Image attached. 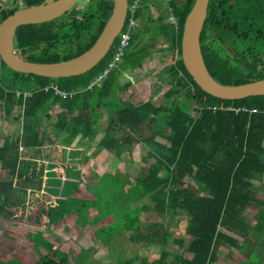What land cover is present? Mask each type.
I'll list each match as a JSON object with an SVG mask.
<instances>
[{
    "label": "trees",
    "instance_id": "1",
    "mask_svg": "<svg viewBox=\"0 0 264 264\" xmlns=\"http://www.w3.org/2000/svg\"><path fill=\"white\" fill-rule=\"evenodd\" d=\"M44 1L2 0L0 22ZM194 1L139 0L134 26L128 27L127 13L121 30L130 34L129 47L101 82L96 79L114 61L121 34L93 69L76 77L17 73L0 59V121L16 124L1 138L0 171L8 180L0 182V215L25 214L29 195L47 191L55 178V194H43L48 196L45 203L55 198L53 206L48 204L50 221L61 223L68 208L81 220V207L88 202L71 199L80 184H70L71 166H81L85 149L93 144L95 153L106 152L125 163L138 149L147 155L135 178L125 174L129 187H121L120 205L112 207L122 233L113 243L135 252L124 264H151L147 255L152 252L157 253L155 264H217L224 248L237 250L249 264L256 262L264 211L253 214L250 209L263 204L264 96L223 100L193 81L181 59V43ZM113 8L114 0H87L51 21L21 25L14 54L34 63L73 59L93 46ZM200 49L207 71L223 85L264 79V0H210ZM160 55H170L160 102H152L154 95L137 105L122 100L132 85L127 75L135 78L145 72L149 60ZM53 86L66 98L56 95ZM76 140L64 173H46L50 178L45 180L35 166L30 175L20 171L34 158L33 151L58 145L69 149ZM116 172L107 177L118 183ZM183 215L184 237L178 238L173 227ZM56 250L34 264H62L65 257ZM141 250L143 257L138 256Z\"/></svg>",
    "mask_w": 264,
    "mask_h": 264
},
{
    "label": "rangeland",
    "instance_id": "2",
    "mask_svg": "<svg viewBox=\"0 0 264 264\" xmlns=\"http://www.w3.org/2000/svg\"><path fill=\"white\" fill-rule=\"evenodd\" d=\"M1 1L2 0H0V3H2ZM86 3L87 0H79L76 4L78 9H80ZM153 14L155 15L154 12ZM257 47L260 48V45H257ZM169 63L170 55L166 58L160 55L158 58L150 59L145 66L146 71L137 75L135 78L128 74L127 76L132 81V85L121 96L122 100L128 101L132 105H137L147 101L149 97L154 95L155 98L153 97L154 100L152 99V102L159 103L161 93L167 87L164 78ZM11 124L16 125L14 122H8L6 124V122L0 121L1 138L6 134L9 128L12 129V127H14V125ZM47 148L48 147L44 150L37 151L41 153L29 160L26 164H23L20 171L23 174L30 175L31 173L28 172L32 169L28 166H35L37 169V166H40L44 161L45 163L56 161V157L60 153V150L55 147ZM146 155V152L143 153L135 149V152L131 155L132 161L130 163L124 162L123 164L121 162L118 164L115 162L111 164V159L113 160V158L103 153L97 155L96 160L85 167L84 170L79 165L71 166L69 174L72 179H74L73 182H70L71 185L85 183L82 179V172L84 174V179L88 180L86 183H92L90 192L87 187L86 189L84 187L85 191L81 189L82 194H73L74 197H80L83 201L93 198L90 202L87 201L88 203H83L81 207L82 211L80 212V216L83 218L81 220L76 215L75 217H65L60 225H54V222L50 221L51 215H48V207L50 205L48 204L53 206V204H55V198H51L52 201L49 200L45 203L48 196L43 194L48 192H52V195L55 194L59 184L55 178L48 182L49 186L47 185V191L43 188L41 192L37 191L33 195H29L30 208L26 210L25 214H23V211L19 212L20 215L25 216L19 217V219L24 218V220L18 219V222L12 221V223L5 220L8 221V223H1L0 225V264H34L40 260L43 255L54 249L62 250L64 255L60 250H56L60 252L61 256L65 257L62 264H124L135 252L131 249L127 252L124 243L121 245L119 244L120 246L113 243L115 238L117 239L122 236L120 235L122 233L121 229L116 227L117 222H115L114 218L117 217V215L114 212L112 213V207L116 203V206L120 205L118 193L121 189H124L121 187L124 185L126 186L125 189L129 187L125 174L129 175L131 179L135 178L138 175L141 159L145 158ZM115 170H117V172ZM114 171L116 172L118 183L117 179L112 180L107 177L109 174L114 173ZM55 172L57 174L59 173L58 175H60V173L62 174V172ZM39 173L42 174V170H40ZM44 174L45 173H43V175ZM0 175V179L2 180L3 174ZM44 177L45 180L47 177L50 178L49 175H44ZM59 181L61 184L63 183L61 179H59ZM45 184L46 182L44 181L43 187ZM34 186H36V183L32 184L31 188ZM61 196L65 197L63 191H60V197ZM259 199L263 201V204H257L253 209H250V212L253 214L257 211H264V187L261 190ZM97 202H99L100 205ZM185 224L186 217L184 215L180 216L173 227L175 237H184ZM120 248H124L123 250H125L121 251V255L119 252ZM258 248L261 254L259 257L256 255L255 258L258 259H256V262H253V264H264V235L260 240ZM227 251L229 250L223 252L226 253ZM144 255L145 253L142 250L140 254H138L139 257H143ZM54 256L56 257L57 254L54 253ZM147 256L151 264H155L157 253L152 252ZM219 261V264H243V262L238 259L234 258L233 260L232 257L225 260L224 254Z\"/></svg>",
    "mask_w": 264,
    "mask_h": 264
},
{
    "label": "water",
    "instance_id": "3",
    "mask_svg": "<svg viewBox=\"0 0 264 264\" xmlns=\"http://www.w3.org/2000/svg\"><path fill=\"white\" fill-rule=\"evenodd\" d=\"M79 0H45L11 13L0 22V59L12 71L26 75L60 79L83 75L93 69L111 50L124 26L128 0H114V8L93 46L81 55L57 63H34L14 54L19 26L51 21L72 9ZM210 0H195L184 24L181 59L196 85L205 93L223 100L264 96V79L238 86L216 81L207 71L200 49V33Z\"/></svg>",
    "mask_w": 264,
    "mask_h": 264
},
{
    "label": "crops",
    "instance_id": "4",
    "mask_svg": "<svg viewBox=\"0 0 264 264\" xmlns=\"http://www.w3.org/2000/svg\"><path fill=\"white\" fill-rule=\"evenodd\" d=\"M152 11V13L154 12L155 13V15H156V12H155V10L154 9H152L151 10ZM171 21H173V18L172 17H170L169 18ZM128 102V101H127ZM99 127V126H98ZM99 131V134L98 135H100L101 134V130H102V128H101V126L99 127V129H98ZM0 139H1V137H0ZM77 143H78V140H76L75 142H73V143H71L70 145H69V149H64V148H62V147H60V145H58V147L57 146H55V148L56 149H59L60 150V153L57 155V157H56V161H54V162H51V161H49V162H46L45 163V161L40 165V166H37L38 167V171H40V170H42V173H47V174H49V173H51V172H55V171H58V172H62V173H64V169L68 166V164L69 163H67V160H68V157H69V153L71 152V151H73V150H75L77 147H76V145H77ZM1 144V143H0ZM48 148L47 149H49L50 148V146H47ZM95 147H96V144H93V145H91L90 146V149H85V153H84V160H83V163H82V165H81V167L83 168V170H84V168L85 167H87L88 165H90L93 161H95L96 160V157H97V155H100V154H105L106 156H109V157H111V158H113V160L111 159V164H113V163H121V162H119L117 159H115V157H113L112 155H109V154H107L106 152H100V153H95ZM46 148V147H45ZM44 148V149H45ZM43 149V150H44ZM37 151H41V149H39V150H37ZM37 151H33V153L31 154V156L32 157H34L35 158V156H37L39 153H41V152H37ZM31 157V158H32ZM42 162V161H41ZM123 164H124V162H122ZM34 164V163H33ZM29 168H31L32 170H30L28 173H32L33 171H35V167L34 166H28ZM40 168V169H39ZM55 168V169H54ZM81 168V169H82ZM58 169V170H57ZM88 170V169H87ZM115 171H117V170H115ZM114 171V172H115ZM94 172V171H93ZM3 172H1L0 171V174H2ZM95 173V172H94ZM4 174V173H3ZM44 174V175H45ZM1 176V175H0ZM82 177H83V181H85V183H81V184H79L78 186H77V190L73 193V194H76V193H78V194H82L81 193V189H83V191H85L84 190V187H85V189H86V187L89 189V192H90V187L92 186L91 184L92 183H86L88 180H85L84 179V174H83V172H82ZM2 180L0 179V182H5V181H7L8 179H6L5 178V176L4 175H2ZM33 183H27V187H30V185H32ZM72 194V196H71V199H77V200H82L80 197H74V195ZM90 195L92 196V194L90 193ZM90 200H93V198L92 199H90ZM90 200L88 199H86V200H84V201H89L90 202ZM17 215V214H16ZM5 215H0V225H1V223L3 224V223H8V221H9V223H12V221H15V222H18V219H19V217H25V216H23V215H20V214H18L17 216H15V215H11V216H8V217H4ZM69 216H73V217H75L76 216V214L75 213H72L71 211H67V213H66V215L64 216V219H65V217L66 218H68ZM77 217H78V215H77ZM23 219V218H22ZM5 220H8V221H5ZM20 220V219H19ZM3 221H5V222H3ZM19 223H23V222H19ZM54 225H60V222L59 223H54ZM43 244V243H42ZM58 250H60V249H58ZM225 250H229V251H227L226 253H224L223 251H225ZM61 252H62V250H60ZM63 253V252H62ZM233 253H235V254H233ZM224 254V257H225V260L227 259H230L231 257H232V259L234 260V258L235 259H238V260H240L241 262H243V264H249L248 263V261L246 260V258H245V256L243 255V254H240L237 250H234V249H226V248H224V249H222L221 250V254H220V256H219V259H221V256ZM219 259H218V261H219ZM225 262V261H224ZM220 263V261L217 263V264H219ZM237 263H238V261H237ZM239 264V263H238Z\"/></svg>",
    "mask_w": 264,
    "mask_h": 264
},
{
    "label": "built area",
    "instance_id": "5",
    "mask_svg": "<svg viewBox=\"0 0 264 264\" xmlns=\"http://www.w3.org/2000/svg\"><path fill=\"white\" fill-rule=\"evenodd\" d=\"M171 0H164L165 3H170ZM139 8V0H133V2H131L128 5L127 8V13L129 14V18H128V27H132L135 24V19H134V15L136 13V11ZM121 34V38H120V42L118 44V47L116 49V53H115V57H114V61L108 65V67L97 77L96 82H101L104 79L107 78L109 72H111L115 66L117 65V63H119L125 53V50L129 47V41H130V34L128 32V30L123 31ZM52 89L54 90L55 94L58 95L61 98H66L67 94L61 92L58 90V88L56 86H53ZM20 96V93L18 94V97ZM26 97L30 96L29 93H27L25 95ZM244 111L246 112L247 109H244ZM238 112V111H237ZM253 113H256L257 110H252Z\"/></svg>",
    "mask_w": 264,
    "mask_h": 264
},
{
    "label": "flooded vegetation",
    "instance_id": "6",
    "mask_svg": "<svg viewBox=\"0 0 264 264\" xmlns=\"http://www.w3.org/2000/svg\"><path fill=\"white\" fill-rule=\"evenodd\" d=\"M129 5V4H128Z\"/></svg>",
    "mask_w": 264,
    "mask_h": 264
}]
</instances>
